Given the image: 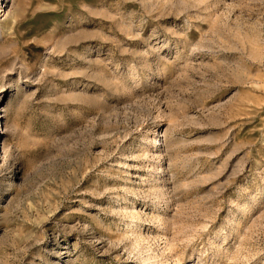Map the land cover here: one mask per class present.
I'll return each mask as SVG.
<instances>
[{"label":"rangeland","instance_id":"1","mask_svg":"<svg viewBox=\"0 0 264 264\" xmlns=\"http://www.w3.org/2000/svg\"><path fill=\"white\" fill-rule=\"evenodd\" d=\"M0 264H264V0H0Z\"/></svg>","mask_w":264,"mask_h":264}]
</instances>
